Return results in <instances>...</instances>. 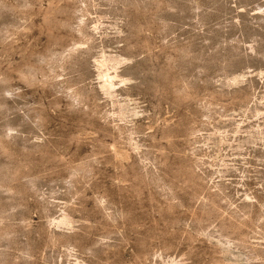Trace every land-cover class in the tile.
<instances>
[{"label":"rangeland","instance_id":"374dc122","mask_svg":"<svg viewBox=\"0 0 264 264\" xmlns=\"http://www.w3.org/2000/svg\"><path fill=\"white\" fill-rule=\"evenodd\" d=\"M0 264H264V0H0Z\"/></svg>","mask_w":264,"mask_h":264},{"label":"bare ground","instance_id":"6f19581e","mask_svg":"<svg viewBox=\"0 0 264 264\" xmlns=\"http://www.w3.org/2000/svg\"><path fill=\"white\" fill-rule=\"evenodd\" d=\"M112 76V75H111ZM110 75H104L102 79L103 80V88H108V87H112V85L114 84V82L112 81V77ZM109 90V88H108ZM111 90V89H110Z\"/></svg>","mask_w":264,"mask_h":264}]
</instances>
